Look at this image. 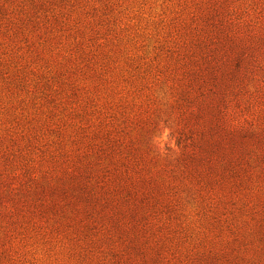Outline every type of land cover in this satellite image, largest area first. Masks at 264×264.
<instances>
[{
  "label": "rangeland",
  "instance_id": "1",
  "mask_svg": "<svg viewBox=\"0 0 264 264\" xmlns=\"http://www.w3.org/2000/svg\"><path fill=\"white\" fill-rule=\"evenodd\" d=\"M200 2L0 0V264H264V0H227L259 58L246 133L207 153L179 76L219 30ZM113 170L134 192L102 188Z\"/></svg>",
  "mask_w": 264,
  "mask_h": 264
},
{
  "label": "trees",
  "instance_id": "2",
  "mask_svg": "<svg viewBox=\"0 0 264 264\" xmlns=\"http://www.w3.org/2000/svg\"><path fill=\"white\" fill-rule=\"evenodd\" d=\"M39 7L40 4H36L34 9L36 10ZM199 10L202 15L212 14L214 17L219 18L218 22L220 24L217 27L219 30H209L204 32V35L194 34L192 36L191 42L195 48L189 46L184 52L189 69L183 70L179 76L184 80L185 95H187L185 101L188 103L184 106L186 111L183 112L189 115L194 114L198 120L201 119V122L196 124L197 136L200 135V137L196 141L195 138H192L190 145L196 146L204 143L207 153L214 152L213 147L220 142L225 140L236 142L242 133H246L247 127L244 123L238 121L237 112L241 107L242 94L250 68L246 67L242 70L241 65L247 59L250 60L249 65H252L253 62L257 61L259 55H256V51L254 56L243 53L249 49L248 45L256 35L252 32V34L245 36L237 29L232 30L234 23L225 16V13L229 11L227 0H201ZM237 44L240 46H237ZM235 46L239 47L237 52L242 54H240V61L236 64L237 69L235 72H231L230 69L228 70V62L231 58L230 51ZM239 49L242 52H239ZM208 94H212V98H207L206 95ZM190 100L199 103L202 106V112L199 113L192 109ZM184 121L186 122L187 119H184ZM182 135H184V132ZM106 136L107 140L110 141L108 134ZM183 155L185 158L192 156L187 152H183ZM220 158L227 160L225 170H237L239 159L232 157V154L225 148L222 149ZM206 162L208 164L213 163H210L209 160ZM133 171L138 174L136 170ZM108 173L110 171L106 174ZM106 174H96L95 176L98 177L97 180L102 181L107 177ZM75 175L79 178L84 176L83 173ZM132 181L135 180L127 170H113L112 176L108 177L105 183L103 182L102 188L110 192L117 190L132 193L134 192ZM14 191L15 188L10 187L9 193L11 195ZM3 207L6 210L8 209L6 205H3Z\"/></svg>",
  "mask_w": 264,
  "mask_h": 264
}]
</instances>
